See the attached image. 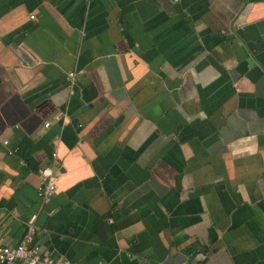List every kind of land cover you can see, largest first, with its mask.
Segmentation results:
<instances>
[{"label":"crops","instance_id":"crops-1","mask_svg":"<svg viewBox=\"0 0 264 264\" xmlns=\"http://www.w3.org/2000/svg\"><path fill=\"white\" fill-rule=\"evenodd\" d=\"M32 214L72 264H264V0H0V244Z\"/></svg>","mask_w":264,"mask_h":264},{"label":"built area","instance_id":"built-area-1","mask_svg":"<svg viewBox=\"0 0 264 264\" xmlns=\"http://www.w3.org/2000/svg\"><path fill=\"white\" fill-rule=\"evenodd\" d=\"M75 76L76 72L74 70L67 72V79L70 85L74 83ZM48 125L49 123L47 122L44 126L47 127ZM21 162L24 163L23 160ZM59 168L60 161L57 153L52 151L50 163L37 169L36 172L40 179L37 195L42 202L49 200L56 192ZM36 220L37 214H32L28 218L23 235L16 244H0V264H72L66 258L53 256L37 242L36 236L39 227Z\"/></svg>","mask_w":264,"mask_h":264},{"label":"trees","instance_id":"trees-1","mask_svg":"<svg viewBox=\"0 0 264 264\" xmlns=\"http://www.w3.org/2000/svg\"><path fill=\"white\" fill-rule=\"evenodd\" d=\"M31 145V141L29 139H24L23 142L19 145L16 153L21 160H23L24 169L26 170H35L37 171L38 167L36 165L35 160L32 158L30 150L28 147Z\"/></svg>","mask_w":264,"mask_h":264},{"label":"water","instance_id":"water-1","mask_svg":"<svg viewBox=\"0 0 264 264\" xmlns=\"http://www.w3.org/2000/svg\"><path fill=\"white\" fill-rule=\"evenodd\" d=\"M43 218H45V213H41L38 219H43Z\"/></svg>","mask_w":264,"mask_h":264}]
</instances>
